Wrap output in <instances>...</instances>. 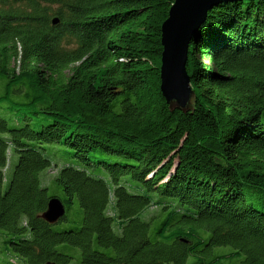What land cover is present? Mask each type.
I'll return each instance as SVG.
<instances>
[{"label": "trees", "instance_id": "16d2710c", "mask_svg": "<svg viewBox=\"0 0 264 264\" xmlns=\"http://www.w3.org/2000/svg\"><path fill=\"white\" fill-rule=\"evenodd\" d=\"M173 1L0 0V241L20 264H264V0L207 12L187 111L159 88Z\"/></svg>", "mask_w": 264, "mask_h": 264}, {"label": "water", "instance_id": "95a60500", "mask_svg": "<svg viewBox=\"0 0 264 264\" xmlns=\"http://www.w3.org/2000/svg\"><path fill=\"white\" fill-rule=\"evenodd\" d=\"M223 1L229 0H174L161 25L159 88L170 109L187 111L192 108L195 98L186 69L188 46L207 12ZM57 22V18L52 19L53 25ZM63 214L62 203L52 198L41 217L48 224H55Z\"/></svg>", "mask_w": 264, "mask_h": 264}, {"label": "rangeland", "instance_id": "374dc122", "mask_svg": "<svg viewBox=\"0 0 264 264\" xmlns=\"http://www.w3.org/2000/svg\"><path fill=\"white\" fill-rule=\"evenodd\" d=\"M2 91H3V87H2V84L0 83V94H2ZM2 106H6V105H2ZM0 111L2 113L3 108H0ZM32 123H33V127L37 128V124L34 123V121ZM55 153H56V150L55 151L50 150V147H49L48 151L46 153V157H49V158L52 159V157L55 155ZM9 155H10L9 156L10 164H9V169L7 170V172H5V175H4V177H5L4 178V183H3L4 189L6 188L7 180H9L10 176L13 173L15 165L17 164V155H15L12 152L11 147L9 148ZM50 170H49V174L52 175L54 173L53 171H55V170H54V168H52ZM150 211L153 212L154 210L150 209ZM66 227H68L66 224L58 223V224L53 226V229L59 230V229H63V228H66ZM0 240H2V237L0 238ZM0 249H1V252H0V264H20V261L16 258V256L14 254H12L10 251H5L4 250V244L1 241H0ZM77 256H78V253L76 252V254H74V258L72 260H70L69 264H82V263L78 262Z\"/></svg>", "mask_w": 264, "mask_h": 264}]
</instances>
